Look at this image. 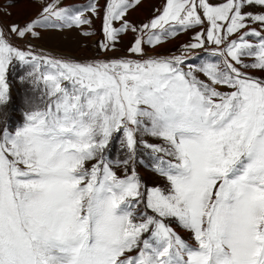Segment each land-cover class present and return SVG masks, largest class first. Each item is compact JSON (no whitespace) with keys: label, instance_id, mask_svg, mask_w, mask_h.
Returning <instances> with one entry per match:
<instances>
[{"label":"snow or ice","instance_id":"obj_1","mask_svg":"<svg viewBox=\"0 0 264 264\" xmlns=\"http://www.w3.org/2000/svg\"><path fill=\"white\" fill-rule=\"evenodd\" d=\"M140 4L55 0L0 27V264H264V78L252 71L264 73V0H165L137 26ZM86 12L102 17L101 49L132 32L141 58L78 61L12 40L91 25ZM197 26L181 55L146 53ZM206 43L218 59L186 65ZM145 162L165 188L143 182Z\"/></svg>","mask_w":264,"mask_h":264},{"label":"rangeland","instance_id":"obj_2","mask_svg":"<svg viewBox=\"0 0 264 264\" xmlns=\"http://www.w3.org/2000/svg\"><path fill=\"white\" fill-rule=\"evenodd\" d=\"M8 1V2H7ZM47 0H0V12L2 15L6 16L10 24H25V21L29 18V14L32 9H36L38 11L43 3H45ZM98 4L103 5L105 0H96ZM63 2V0H62ZM213 2H220V0H213ZM9 3V4H8ZM165 3V0H141V4L134 7L133 9H130L127 14V19L137 25L140 26L144 23H147L151 18H153L154 15H157L156 12L157 9L161 8L163 4ZM9 6V7H8ZM10 7H15L19 10V13L13 16V12L10 9ZM245 11H255L259 12L262 11L259 8H253V9H245ZM35 12V11H34ZM119 27V23L117 22L116 25ZM253 27H256V25H253ZM93 31H91V35H83L81 31L79 30V27L69 28L73 29L69 31H62L60 33H47V31H40L41 35L39 37H25L23 39L27 40V42H35L36 44L41 45L35 46L39 51H43L45 53H50L52 56L56 57H63L62 54L55 52V50L61 51V52H67L71 55H67V57H78V59L82 61L90 60L89 58H92V60H110V59H117L121 57H128L132 59H140L139 54H132L128 51V49L132 46L134 43V39L136 34L132 32L122 33L119 35L117 41L115 42V47L110 50H103L100 47V42L104 40V33L102 31V17H97L96 15L93 17ZM201 29L199 26L195 28L188 29L187 31H179L178 34L175 37H170L161 44L152 47L149 45H145V51L150 56H171V55H181L182 46L191 42H194L193 37L196 35L197 32H199ZM45 32V34H43ZM44 35V36H42ZM32 38V39H30ZM35 38V40H34ZM252 42H255L253 39ZM18 46H21L24 49H27V45H20L16 44ZM43 46V47H42ZM214 47L213 45L207 44L204 48L201 49H195L188 51L186 55L188 56V59L186 61L187 64H191L193 66H199L200 64L208 61V60H215L218 59V57H215L212 55L210 49ZM53 49V50H52ZM75 55V56H74ZM90 55H93V57H89ZM75 57V58H76ZM80 57V58H79ZM246 61L248 58H245ZM21 71V69L16 68L12 71L10 76V83H11V95L15 102V111L13 113L14 117L17 121L20 119L21 110L22 107L20 105V95L24 88L19 83L17 77L18 73ZM254 75L259 76L260 78H264V73H261L256 70H252ZM201 79H206L203 75H200ZM227 90V89H224ZM10 109L13 108V105L9 106ZM151 142L154 143H163L160 140H156L155 138H149ZM110 159L115 160L120 156H123V151L118 152L117 149L110 145L108 152L106 153ZM143 158V157H141ZM117 170L118 175H124L123 170L119 166H115ZM137 171L140 174L143 182L148 187H153L159 185L162 188H165L167 185L166 180L162 177L156 174L148 164L145 163H138L137 164ZM172 226L176 228V230L186 239L191 240V233L186 232L182 228L177 227V225L173 222Z\"/></svg>","mask_w":264,"mask_h":264},{"label":"crops","instance_id":"obj_3","mask_svg":"<svg viewBox=\"0 0 264 264\" xmlns=\"http://www.w3.org/2000/svg\"><path fill=\"white\" fill-rule=\"evenodd\" d=\"M8 2V1H7ZM46 2H55V0H47ZM45 2V3H46ZM97 2V1H96ZM147 2V0H146ZM45 3H43L42 5H44ZM9 4V3H8ZM63 6H73V7H79V8H83L85 7L86 5L89 4V0H63L62 2ZM9 7V6H8ZM38 7H36L35 9H32L30 14H29V18L25 21L28 22L30 21L31 19H33L34 17L38 16V14L42 11V6L40 7V9L38 11H36ZM10 9L12 10L13 12V16L16 15L17 17V14L19 13V10L15 7H10ZM35 11V12H34ZM85 15L87 16H90L91 17V20H92V23L91 25H83V26H80L79 27V30L81 31V33L83 35H85V33H88V36L91 35V31H93V17L95 16L94 14L90 13V12H86ZM10 22L8 21V19L6 18V16L2 15V13L0 12V27H3L4 29H8L9 26H10ZM19 25H24L23 23L19 24ZM75 29V27H73ZM67 29L69 28H57V29H52V28H44V27H40V26H37L36 28V31H38L39 33H41L42 31H56L58 33L62 31H67ZM73 29H69V31H71ZM41 31V32H40ZM42 34V33H41ZM40 34V35H41ZM43 36V35H42ZM29 38V37H28ZM32 39V38H30ZM12 40L15 44H24V45H27L28 47L31 46L33 49H35L37 52H40L37 48H35L33 45L34 43L32 42V44H30V42H27V40L23 39V38H18L16 36H12ZM35 40V38H34ZM36 46V45H35ZM53 50V49H52Z\"/></svg>","mask_w":264,"mask_h":264},{"label":"bare ground","instance_id":"obj_4","mask_svg":"<svg viewBox=\"0 0 264 264\" xmlns=\"http://www.w3.org/2000/svg\"><path fill=\"white\" fill-rule=\"evenodd\" d=\"M56 32V31H55ZM54 31H47V33H55ZM43 34H45V32H43ZM44 36V35H43ZM36 46H40L41 47V45H39V44H36L35 42H33ZM43 47V46H42ZM55 52H58V53H60V54H62L63 55V57H67V55H71L70 53H67V52H61V51H58V50H55ZM67 54V55H66ZM75 56V55H74ZM76 57V56H75ZM89 57H93V55H90ZM76 58H78V57H76ZM80 58V57H79Z\"/></svg>","mask_w":264,"mask_h":264}]
</instances>
